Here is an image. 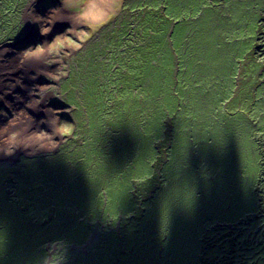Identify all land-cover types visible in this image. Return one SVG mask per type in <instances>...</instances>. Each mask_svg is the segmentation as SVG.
<instances>
[{
  "label": "rangeland",
  "instance_id": "374dc122",
  "mask_svg": "<svg viewBox=\"0 0 264 264\" xmlns=\"http://www.w3.org/2000/svg\"><path fill=\"white\" fill-rule=\"evenodd\" d=\"M134 1L131 6L130 0H0V87L4 83L10 87L0 94V110L8 106L11 112L27 109L43 114L41 125H37L41 128L36 126L31 132L21 129L2 140L0 157L19 152L26 156L0 163L8 170L2 173L6 182L0 188V206L5 199L10 202L0 215V264H218L223 259L225 264H264V218L243 229H224L227 233L223 236H212L210 232L223 225H207L215 210L209 211L208 217L179 216L177 221L170 217L166 244L162 221L152 218L163 216L151 214L149 204L156 202L165 184L167 163L162 149L167 136L163 126L169 122L166 112L176 106L169 87L176 82L190 84L198 77H176L183 75L184 64L178 68L173 52L172 77V64L166 68V60L160 56L153 59L151 51L146 53L151 39L144 37L148 34L144 27L161 26L155 16H150V23L146 16L161 4L152 1L151 7V1ZM215 1L214 23L200 21L198 34L181 23L173 39L177 43L186 31L181 54L189 57L192 38L203 40L202 32L209 29L217 34L211 44L219 51L207 50L206 55L214 52L208 57L213 60L208 59L196 71L205 76L237 77L235 85L225 86L229 98L223 102L231 105L241 77H257L249 79L252 82L264 77V0H229L227 8L222 7L223 0ZM231 5L239 12L237 19L247 22L244 32L237 20L227 21L233 17L228 10ZM253 7H257L255 17ZM219 11L226 16L224 23L221 17L217 19ZM165 12L167 33L174 21L169 10ZM249 15L257 25L248 33ZM136 25L140 33L137 36L134 31L132 38L129 31ZM124 29L127 35L122 34ZM123 36L127 40H120L115 58L114 44ZM242 39L248 42L243 54H255L248 62L246 57L238 58ZM161 52L165 55L163 49ZM238 63L240 69H248L242 70L244 75L232 76ZM28 85L36 89L30 92ZM258 103L251 100V105ZM263 119L261 116V122ZM256 132L264 154V133L253 130L254 145ZM37 135L43 138V148L29 147ZM18 139L29 147L26 153ZM45 140L49 145L44 148ZM260 160L261 156L257 183ZM187 166L194 171L184 166L181 171L188 175L191 187L199 184L200 177L205 179L196 167ZM39 168L53 176L37 177ZM32 173L34 179L28 177ZM176 183L171 182L172 186ZM170 188L166 183L165 190ZM200 196L210 200L209 195L194 190L189 199ZM164 206L158 202L159 213ZM217 206L221 205H209ZM217 228L216 232L223 231ZM102 236L109 240L103 242Z\"/></svg>",
  "mask_w": 264,
  "mask_h": 264
},
{
  "label": "crops",
  "instance_id": "0c3cea01",
  "mask_svg": "<svg viewBox=\"0 0 264 264\" xmlns=\"http://www.w3.org/2000/svg\"><path fill=\"white\" fill-rule=\"evenodd\" d=\"M203 1L205 4L200 6V12L195 16L199 22L206 23L208 21L209 23H214V19H216V1ZM223 2L225 3L222 4V7L227 8L229 0H223ZM228 10L230 15L233 16L227 19L231 23L239 17V12L235 10L234 5H231ZM256 10L257 7L251 9L254 17ZM219 17L224 23L226 16L223 11H219L217 19ZM239 45L243 51L244 47L247 48L248 42L245 44L244 39H242ZM246 53L243 54L241 52L238 58L240 59ZM181 78L188 79L190 77ZM236 78L231 76L198 77L190 84L185 81L182 83L176 82V85L171 88L173 90L171 93L175 94L176 106L173 110L166 112L169 115V122L163 126V135L167 136V141L163 146V154L167 163L164 169L166 174L163 175L165 184L156 202L149 204L151 214L163 215L162 218L153 216L152 218L154 221H162L161 228L165 234V244L169 242L168 219L170 217L175 221H177L179 216L181 219H193L195 214L208 217V212L215 210L212 217L208 219L211 221L207 223L210 227L216 223L224 225L238 223L249 216L255 215L259 209L258 199L255 194L258 155L253 143L252 133L253 130L264 133V125H261L263 110L251 105V100L252 102L261 100L262 92L260 93L259 89H262V84L258 85V82L262 80V83H264V77H259L257 82H252L257 77H241L240 87L238 89L235 87V94L231 95L233 97L232 103L228 105L223 102V99L227 101L229 98V89H225V86L235 85L233 82H235ZM6 84L4 83L0 87V94L10 89ZM28 86L30 92L33 88L36 89L35 85ZM0 99L3 98L0 97ZM13 99H16V97L10 99V102ZM208 102H212L213 105L207 104ZM7 105H9L8 102ZM52 107L55 108L54 106ZM42 118L43 114L40 112L33 113L27 109H15L14 112H11L8 106L1 109L0 154L4 152L2 147L3 139L21 129H30L31 132L32 128L41 125ZM44 118L46 121L47 116ZM37 128H41V126H37ZM255 134L257 132L254 133V136ZM20 139L17 140L18 144ZM41 140L43 138L37 135L29 147L43 148ZM44 143L47 144L48 141L45 140ZM45 144L44 148L46 147ZM14 145L15 143L11 144L10 148L12 149ZM21 146L24 147L23 143ZM29 147H24L23 151L26 153V149ZM20 156L26 155L19 152L7 158L0 157V163L8 162L11 158ZM188 164L196 167L197 171L199 170L197 173L204 175L205 178L201 179L200 177L198 180L199 184H195L194 187L190 186L191 180L188 175L181 171V166H184L193 172L194 170L188 167ZM7 171L0 167V188L6 179L2 173ZM38 173L37 177L41 178L53 176V173L43 172L40 168ZM28 177L34 179L35 174L32 173ZM176 181L177 183L172 186L171 182ZM166 183H170L171 186L168 191L165 190ZM191 190H194V193L199 195H209L210 200L207 201L206 196H200L198 200L190 201L189 194ZM171 197H173V201H171ZM158 202L165 204L160 213L157 208ZM211 203L221 206L210 208L209 205ZM9 204L10 202L5 199V204L0 206V211L4 206L9 207ZM203 208L205 209L204 212L202 211ZM230 210H232V214H228ZM225 219L230 221H225ZM0 226H2L1 222ZM203 229L204 227L202 226L201 232ZM198 239L197 237L199 243ZM108 240L106 236H102L103 242ZM112 240H114L113 237ZM166 253L169 255L168 252Z\"/></svg>",
  "mask_w": 264,
  "mask_h": 264
},
{
  "label": "trees",
  "instance_id": "16d2710c",
  "mask_svg": "<svg viewBox=\"0 0 264 264\" xmlns=\"http://www.w3.org/2000/svg\"><path fill=\"white\" fill-rule=\"evenodd\" d=\"M127 1L128 0H125L124 3H126ZM130 1H131V6H132V4L134 2H136L134 0H130ZM147 1H151V7L154 6L153 2H156V3L160 2L161 7H160L159 4L154 6L153 7V11H151L150 15H147L146 17H147L148 23H150L152 17L154 18V16H155L157 18V20L161 23L162 27L158 26V25H154V24H152V26H150V27H149V25H151V24H148V25H146L144 27L145 30H148V32H147L148 34L144 35V37H146L148 40L151 39L150 49L147 48L146 53L148 51H151V53H152L151 57L153 59H156L158 56H160L162 59L166 60V62H164V66H166V68H167V66L169 64H172L171 65V77L173 76V73H172L173 63H172V59H171L172 52H173V55H175L177 60H178V68L180 69L181 62H183V64H184V73H183V75L182 74L179 75V76L177 75L176 77H220L216 73L213 74V75L205 76L203 74H200L201 71L199 73H198V71H196V69L200 68L199 67L200 65H204L208 59L213 60V58H208V57L211 54H213L214 52H211L208 55H206L205 52L207 50H214V49L217 50L216 46L211 44V42L214 41V35H215V39L217 37V34L214 31L209 29V31L202 32V34L205 35V38L203 40H201V38H196V37L191 39V41H190L191 50H190L189 57L188 56H182V54H181L182 53V51H181V43H182V40H183V38L185 36L186 31L183 32V34H182L183 37L179 36L181 38V40L178 41L177 43H175V41L173 39L174 38V34H175L176 30H177V27L181 26V23L186 25L185 29H187L188 26H189L190 30H191V33H193V34L194 33H197V34L200 33V32H198L196 30V27L201 25V23L199 22V20L197 19V17L195 15L198 12H200V9H201L200 6H203L205 4L204 1L203 0H147ZM169 7H171L170 8V12H169L170 15H171V20H173L174 23H172L170 25L172 27H169L168 32L166 33L165 32V28H164V23L168 20V17H167V14H166L165 10L166 9L169 10ZM164 8H165V10H164ZM135 10L138 12V8H135ZM132 15L136 18V13H133ZM150 16H152V17H150ZM235 20H237L236 25L241 26V30L243 29V25L245 26L247 24V22H245L243 20H238V19H235ZM248 24L249 25L246 28V31L249 33L251 30H253V28L251 26L254 27V25H257V24L254 23V19L250 15L248 17ZM228 29L230 30V27ZM134 31L137 33V36H139L140 31L138 30V26L137 25L135 27H133L132 30L129 31V35L132 38L133 37L135 38ZM244 31L245 30L243 29L240 32H244ZM257 32L260 35L259 29H257ZM165 33L167 34V36L165 35ZM122 34H124V35L128 34V33H126V29H124L122 31ZM150 34H153V35H150ZM168 36H169V38H168ZM120 40L126 41L127 39H125V36H123V37H121L119 39V41H117L114 44L113 54L112 55L115 58H116V52L118 50H120V48H121ZM161 49L164 50L165 55L162 54ZM239 49H241V48H239ZM217 51H219V50H217ZM241 52H242V50H240L239 53L241 54ZM178 54H181V57H179ZM136 55H138V54H136ZM253 55H255V54H253V52H251L249 56H247L245 54L243 57H241L239 59V61L244 60L245 57H246L245 62H248L249 59L253 58ZM257 56H258V54H257ZM169 60L171 62H169ZM241 65L242 64L238 63L235 66L232 76H235L239 72L242 73V70H246L247 71L248 68L246 66H245V69H240ZM164 66L162 68H160L159 70H157V71L159 73H162ZM191 67H194V68L192 70H190ZM193 71H196V72H193ZM168 73H167V77H168ZM178 73H179V71H178ZM192 73L197 74V75L193 76ZM262 73H263L262 71L259 72L260 75H262ZM163 74L165 75V73H163ZM127 75H124V76L126 77ZM263 80H264V78H263ZM260 84H262V89H259L260 90L259 92L260 93L262 92V97H261V100L259 101V103L257 104V107L259 109L263 110V116H264V97H263L264 96V83H262V80H259L258 85H260ZM169 89H170V94L173 96V94L171 93L172 90H171L170 87H169ZM255 102H257V101H255ZM261 125H264V119L261 122ZM259 137H261V136H257V135L255 136V143H256L255 147H256V150H257L258 158H259V156H261V160H260L261 174L259 176L258 183L256 184V187H255V194H256L257 199H258L259 209H258L256 215H254L252 217H249V218H246V219H243V221H241V223H238V224L235 223V225L230 224V225H233V226L224 225V224L216 226L210 232V234L212 236H214V235L215 236H223L225 233H227L226 231H224V229L225 230H233V229L238 228V226L243 229L244 226L248 225L253 220L264 218V154L261 153V144H260V141L258 139ZM257 144L259 145V149L257 147ZM162 153H163V149H162ZM148 199L149 198H147V200ZM70 202L71 203H75V202H72V201H70ZM1 214H2V212L0 211V215ZM217 227H220V229L223 230V231L216 232V231H218ZM208 236H210V235H208ZM208 259L209 258H204V260H206V261ZM225 263H226L225 259L218 260V264H225ZM238 264H240V263L238 262Z\"/></svg>",
  "mask_w": 264,
  "mask_h": 264
},
{
  "label": "bare ground",
  "instance_id": "6f19581e",
  "mask_svg": "<svg viewBox=\"0 0 264 264\" xmlns=\"http://www.w3.org/2000/svg\"><path fill=\"white\" fill-rule=\"evenodd\" d=\"M47 145H49V141H48V143L47 144H45V146L47 147ZM117 228V227H116ZM31 262H34V263H36L37 264V262L36 261H31ZM33 263V264H34Z\"/></svg>",
  "mask_w": 264,
  "mask_h": 264
}]
</instances>
